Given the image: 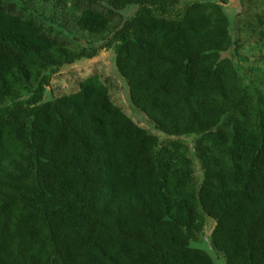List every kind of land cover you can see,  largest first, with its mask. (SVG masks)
Instances as JSON below:
<instances>
[{
	"label": "trees",
	"instance_id": "obj_1",
	"mask_svg": "<svg viewBox=\"0 0 264 264\" xmlns=\"http://www.w3.org/2000/svg\"><path fill=\"white\" fill-rule=\"evenodd\" d=\"M84 1L77 26L102 38L88 50L0 2V264H217L191 245L208 236L224 264H264V67L225 55L227 6ZM102 49L155 132L97 74L52 93Z\"/></svg>",
	"mask_w": 264,
	"mask_h": 264
},
{
	"label": "rangeland",
	"instance_id": "obj_2",
	"mask_svg": "<svg viewBox=\"0 0 264 264\" xmlns=\"http://www.w3.org/2000/svg\"><path fill=\"white\" fill-rule=\"evenodd\" d=\"M72 1H80L79 5H85L84 0H62L57 3L56 0H0L1 4L9 6L13 4V12L20 13L23 16L34 17L46 28L49 33L56 38L63 40L70 48L90 49L102 43L100 35L89 34L79 30L76 18L78 10L73 11L70 8ZM225 4L226 14L232 23V35L237 38L238 47L236 52L231 49L225 53L227 56L240 59L237 63L247 74L254 73L252 68L262 69L264 67V0H221ZM233 10V11H232ZM122 18L128 15L127 10L121 11ZM233 15V16H232ZM232 16V18H231ZM257 73H259L257 71ZM97 74L101 78H107L111 82V99L129 114L139 125L155 132L153 126L149 124L146 118L136 112L129 102L128 91L125 84L119 78L114 67V55L111 51L101 50L98 55L89 60L75 62L61 68L54 74L50 81L52 93L56 96L73 92L78 89V84L88 75ZM46 95L51 96L47 91ZM194 135H187L182 138L190 150L193 145ZM160 141H165L166 136L160 135ZM184 139V140H183ZM206 229L210 230L213 220L207 218ZM202 239V236L199 235ZM192 246L202 248L207 251L217 264H224L222 255L215 251L208 239L196 240L191 243Z\"/></svg>",
	"mask_w": 264,
	"mask_h": 264
}]
</instances>
